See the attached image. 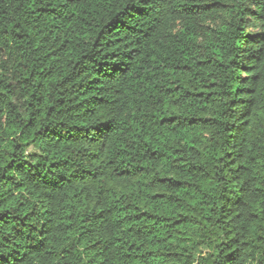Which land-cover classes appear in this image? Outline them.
I'll list each match as a JSON object with an SVG mask.
<instances>
[{"label": "trees", "instance_id": "1", "mask_svg": "<svg viewBox=\"0 0 264 264\" xmlns=\"http://www.w3.org/2000/svg\"><path fill=\"white\" fill-rule=\"evenodd\" d=\"M0 264H264V0H0Z\"/></svg>", "mask_w": 264, "mask_h": 264}]
</instances>
